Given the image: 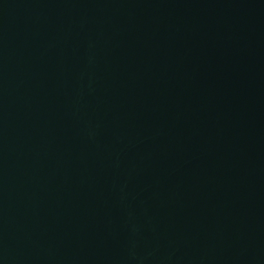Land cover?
<instances>
[{
  "label": "water",
  "instance_id": "95a60500",
  "mask_svg": "<svg viewBox=\"0 0 264 264\" xmlns=\"http://www.w3.org/2000/svg\"><path fill=\"white\" fill-rule=\"evenodd\" d=\"M0 264H264V0H0Z\"/></svg>",
  "mask_w": 264,
  "mask_h": 264
}]
</instances>
